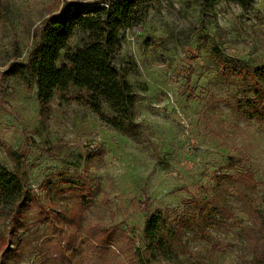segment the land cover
Wrapping results in <instances>:
<instances>
[{
  "label": "rangeland",
  "instance_id": "1",
  "mask_svg": "<svg viewBox=\"0 0 264 264\" xmlns=\"http://www.w3.org/2000/svg\"><path fill=\"white\" fill-rule=\"evenodd\" d=\"M65 1L0 0V163L25 174L46 214L0 218L11 248L0 264H135L158 212L180 241L151 264L249 263L245 231L264 212V123L244 102L252 74L264 89V0L249 12L228 0H159L126 32L119 64L138 93L133 139L75 89L56 94L44 118L37 87L7 72ZM92 229L111 230L109 243L98 246Z\"/></svg>",
  "mask_w": 264,
  "mask_h": 264
},
{
  "label": "trees",
  "instance_id": "2",
  "mask_svg": "<svg viewBox=\"0 0 264 264\" xmlns=\"http://www.w3.org/2000/svg\"><path fill=\"white\" fill-rule=\"evenodd\" d=\"M244 11L254 10L258 0H228ZM159 0H66L61 9L48 17L33 37L27 58L12 62L8 73L28 86L37 87L41 114L56 94L66 98L72 89L100 120L114 131L136 138V104L138 93L129 82V71L119 64L127 31L143 25ZM260 71V69H258ZM264 75V71L260 72ZM258 74L250 77L251 99L244 102L245 116L264 123V89L257 81ZM18 163L15 153L11 154ZM53 199L49 201L52 202ZM149 202V201H148ZM41 200L29 187L25 174L12 172L0 163V218L13 225L46 216L36 213ZM147 210L149 204L143 203ZM42 208V207H41ZM53 208H58L54 205ZM253 225L245 231V241L252 255L247 264H264V212L255 209ZM57 209L48 213L58 219ZM61 213V211H59ZM39 221V220H37ZM94 237L103 247L111 238V230L92 229ZM145 252L131 254L135 264H151L153 260H170L179 229L162 212L148 215L144 226ZM0 252L3 257L11 253L6 237L0 232Z\"/></svg>",
  "mask_w": 264,
  "mask_h": 264
}]
</instances>
